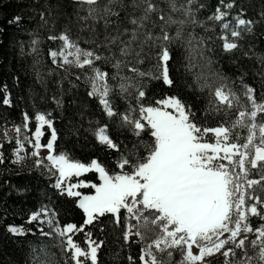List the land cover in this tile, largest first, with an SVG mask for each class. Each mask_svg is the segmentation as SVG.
<instances>
[{"label": "trees", "instance_id": "trees-1", "mask_svg": "<svg viewBox=\"0 0 264 264\" xmlns=\"http://www.w3.org/2000/svg\"><path fill=\"white\" fill-rule=\"evenodd\" d=\"M167 18L169 15L176 21L187 20L183 25L171 24L167 31L171 36L176 35L177 29L182 28V38L175 41L171 47L173 59L169 62V74L174 85L168 87L162 80L147 77H135L129 67H137L139 71L156 72V61L145 60L136 64L132 57L127 66L119 71L120 76L133 77L134 82L143 84L146 97L145 105H156V101L169 96H178L185 104L191 105L194 122L201 128H215L220 125L231 127L238 118V112L244 109L251 111V103L244 94L243 84L255 88L257 103H264V79L259 75L264 72V0H224V3L233 2L234 7L229 9L231 27L224 30L221 21L210 19L217 7H222L221 0H175L177 11H172L168 0H153ZM108 0H98V11L103 14V8ZM128 5L130 0H124ZM87 4H79L76 0H0V264H74L69 260L61 247V243L53 240L46 222L42 216L39 221H30L32 213L47 207L55 214L56 220L62 227L66 224H84L85 215L79 207L78 198L68 196L55 187L54 178L39 167L27 168L15 160L14 151L17 148V135L14 130L25 124L24 114L28 116L27 132L32 133L37 127V114H48L52 120V127H42V141L46 142L52 130L55 129L56 140L53 144V153H67L74 161L89 164L92 160L100 163L109 175L122 171H131L130 168L121 170L118 167L122 155L128 156L135 162L137 157L147 155L145 146L153 143L150 131L145 129L139 137L135 136L130 128L120 126V117H108L103 111L98 99L88 96L90 90L86 77L91 75V69L83 70L75 66H60L53 63L49 55L50 50H56L61 40H50V36H60L67 33L73 41L78 42L83 49H94L99 46V54L110 56L112 53L119 56V46L114 45L111 51L104 46L105 37L116 34L119 26L131 30L133 25L128 21L133 15L139 16L142 10H133L127 7L119 11V19L112 16V23L105 26L104 19L93 20L88 17ZM190 8L197 23L185 16L183 9ZM223 10V8H222ZM159 14H153L152 20L157 25L162 22ZM15 16L22 18L21 23H10ZM43 17V18H42ZM107 19V17H105ZM237 18L252 21L250 31L244 30L239 39L231 37L235 29ZM148 28L154 35L160 34V28ZM191 37L203 39V55L198 56L196 67L187 69V51L185 42ZM227 42L238 43V48L225 51ZM123 39L129 37L125 35ZM38 40L36 51L32 50V41ZM147 51V49H146ZM159 49H153V52ZM114 62V61H112ZM112 62L104 60L96 62V67L109 73V77L117 70ZM39 74V75H38ZM200 76L197 81L196 77ZM79 77V79H77ZM207 82L211 88H201ZM110 84H118L109 78ZM221 84L226 85L225 91L231 90L237 99H233V107L220 105L214 96V91ZM6 86V90H5ZM135 91H133V97ZM10 99V105L3 103L4 98ZM53 97L62 100L58 107ZM116 110L124 113L127 108H136L133 98L113 97ZM220 110L217 111L216 107ZM134 116L139 118L137 113ZM264 122V114H258L257 123ZM107 125V135L118 148H109L101 144L96 136L100 127ZM10 133V137L7 134ZM258 134V133H257ZM239 135L240 139L235 140ZM248 135L246 128L233 129V142L244 143ZM259 135V134H258ZM214 134L209 133L204 142H213ZM255 170L249 174V179H258ZM73 180H83L99 184L100 180L95 170L84 173ZM83 194H91L92 187H79ZM256 191L264 197V190L259 187ZM126 213L121 210L120 223L116 217L106 213L99 216L92 225H85L84 232L73 234V239L87 246L86 233H92L91 239L103 241L98 251V264H141L139 256L145 247V241L138 238L124 239L127 221ZM258 218L251 217L255 226ZM134 223V222H132ZM9 226L23 227L24 235H15L8 231ZM42 251L44 252L42 254ZM179 251L173 252L171 260H163L164 264H173ZM90 264V262H89ZM208 264H219V257L212 258Z\"/></svg>", "mask_w": 264, "mask_h": 264}, {"label": "snow or ice", "instance_id": "snow-or-ice-1", "mask_svg": "<svg viewBox=\"0 0 264 264\" xmlns=\"http://www.w3.org/2000/svg\"><path fill=\"white\" fill-rule=\"evenodd\" d=\"M77 3L89 5L88 17L93 20L104 19L107 27L112 23L111 17L119 19V11H113L114 7L125 10L131 7L134 11L142 10L139 16L133 15L128 21L133 28H124L121 32L119 26L116 34L105 37L104 46L111 51L114 45L119 46V56L115 53L110 56L99 54V46L94 49H83L78 42L73 41L67 33L60 36H50L48 39L62 41V47L57 50H50L49 55L52 62L57 63L58 59L63 64L74 65L83 70L85 67L91 69V75L86 77L89 84L88 96L98 99L103 111L108 117H120V126L130 128L137 137L145 129L150 131L153 143L145 146L147 153L144 157H137L135 162L131 155H122L118 167L124 170L126 167L131 171H122L115 175H109L106 169L95 159L89 164L74 161L67 153L53 155V144L56 140L55 129L52 130L51 139L46 145L40 144V137L43 134L41 129L44 125L52 127L50 113L37 114L35 119L38 122L33 133L34 141L25 137L33 144L35 151L32 155H39V149L46 147L49 150L47 160L59 171V178L55 187L66 192L68 196L80 197L81 193L74 191L79 187L95 188L94 195L83 196L80 199L79 207L86 214L83 225L66 224L60 226L55 214L47 207L34 212L30 221H39L42 216L47 217L46 222L53 226V231L61 240V247L69 260L74 264H98V251L103 241L91 239L92 233H86L87 246L81 247L73 239V234L84 232L85 225H92L99 216L106 213L116 217V223H120L121 210L127 213V221L124 239L138 238L144 242L149 240L150 234L155 233V238L146 243L141 249L139 260L141 264H164L157 253H166L169 260L173 257L174 251H179L181 260L178 264H207L206 258L220 254L226 258L225 264H230L228 257L235 256L236 250H245V245L250 243L258 247L256 259L259 264H264V223L254 227L250 221L256 217L264 221V197L256 189L264 190V122L257 123L258 114H264V103H257L255 88L243 84L244 94L251 103V111L244 109L238 112L237 120L231 127L220 125L215 128H201L194 122V113L191 105L185 104L178 96H169L163 100L156 101V105H145L143 103L146 92L144 85L134 82L133 77L120 76L119 71L127 66L132 57L136 64H142L145 60H155L156 72L139 71L137 67H129V71L135 77H147L154 80H162L165 85L172 87L174 80L169 74V62L173 59L171 45L182 38V28L177 29L176 35L171 36L167 31L171 24L180 25L187 20H174L170 15L165 18L162 10L153 0H130L126 5L124 0H108L103 8V14L98 11L96 5L98 0H76ZM193 0H188L191 4ZM172 11H177L175 0H168ZM217 7L215 14L210 17L215 21H221V27L228 30L231 27L229 22V9L234 7L233 2L224 3ZM223 8V10H222ZM186 17L191 19L193 24L197 21L192 18L190 8L183 9ZM153 14H159L158 19L162 23L157 25L152 20ZM107 17V19L105 18ZM43 18V17H42ZM22 18L15 16L10 23H21ZM152 21V27L159 26L160 34L154 35L148 28V22ZM253 22L244 18H237L235 29L230 33L231 37L239 39L244 30H251ZM127 35L128 39H123ZM225 51H233L238 48V43L227 42L224 37ZM38 40L32 41V50L36 51ZM187 51V69L196 67V59L203 55V39L197 40L191 37L185 42ZM147 49V51H146ZM153 49L159 51L153 52ZM112 62V67L117 72L109 77V73L96 67L98 61ZM39 75V74H38ZM264 79V72L259 74ZM109 78L119 81L118 84H110ZM79 79V77H77ZM197 81L200 76L196 77ZM201 88H211L207 82L200 85ZM226 85L221 84L214 91L215 98L220 105L226 104L233 107V99H237L235 93L225 91ZM6 90V86H5ZM133 91L135 96L133 97ZM121 98H133L136 108H127L124 113L116 110L113 102L114 96ZM58 107L62 106V100L53 97ZM5 105H10V99L5 97ZM219 111V106L216 107ZM137 113L139 118L133 115ZM24 128L28 127V116L24 114ZM246 128L248 135L244 143L233 142V129ZM18 134L21 129H14ZM108 126L100 127L96 132L98 141L109 148H118L113 140L107 135ZM214 134V142H204L208 134ZM257 133L259 135H257ZM240 139L239 135L235 140ZM259 143H256V140ZM20 144V141H17ZM243 149V150H241ZM23 151V145L16 150L17 159ZM2 162V157H0ZM37 166L42 164L37 160ZM236 169H239L237 172ZM95 170L99 173L102 183L94 184L88 181H80L77 184H69L65 187L64 181L72 176H81ZM255 170L258 179H249V174ZM135 221V223H132ZM8 231L15 235H24L23 227L9 226ZM45 236L51 233H44ZM243 238L238 239L241 233ZM227 234V235H225ZM248 234H253L255 239L249 240ZM231 242L234 247L225 248ZM193 246L198 248V253L193 252ZM244 255L248 264H251L253 257ZM132 264H135L131 256L128 257Z\"/></svg>", "mask_w": 264, "mask_h": 264}, {"label": "rangeland", "instance_id": "rangeland-1", "mask_svg": "<svg viewBox=\"0 0 264 264\" xmlns=\"http://www.w3.org/2000/svg\"><path fill=\"white\" fill-rule=\"evenodd\" d=\"M61 47H62V41H61L60 45L58 46V48L56 50L58 51ZM57 63L58 64H61L62 62L58 59ZM63 66L69 67V66H74V65L63 64ZM41 131H42V129H41ZM34 132H35V130L32 133H28L27 132V129H25L24 126L21 128L20 133L17 135L16 141L19 140L20 141V144L23 145V151H20V153H19V155L21 157H23V159H21V160H18L17 159L16 150L20 147V144L17 143V148L14 151L15 160H16L17 163L22 164V165H24L27 168H30V167H39V168H41L44 172H46L47 174H49V176H51V177L54 178V184L56 185V182H57V180L59 178V171L52 164V161H49V160L46 159V157L49 155V150L46 147H41L39 149V155L38 156L37 155H32V153L35 151V149L33 147V144L29 143L28 140L25 139V137H28L29 139H32L34 141V137H33V133ZM7 136L10 137V133H8ZM41 138H42V135L40 137V144L41 145H46L48 143V141L51 139V137H50L46 142H43ZM256 143H259V140L258 139L256 140ZM241 150H243V149H241ZM52 154L53 155H56L54 153H52ZM37 160H41L42 161V164L40 166H37V163H36ZM236 171L238 172L239 169H236ZM97 175L99 177V180H100L99 184H100V183H102V181L100 179V175H99L98 172H97ZM72 177H77V176H72ZM72 177H70V178H68V179H66L64 181L65 187L67 185H69V184H77L80 181H82V180H73ZM74 191H78V192L81 193V196L78 198V203L80 202V199L83 196H88V195H94L95 194V188H94L93 193H91V194H83L79 188L74 189ZM84 215H85V219H86V214L84 213ZM126 215H127V213H126ZM43 220L46 222L47 217H43ZM132 222L135 223V221H132ZM260 223H264V221H260L258 219L256 221V224H255L254 227L259 226ZM46 224H47V226L49 228L48 231L51 233V235L53 237V240L57 241L58 244H60L61 243V240H60L59 236L53 231V226H49V224L47 222H46ZM225 235H227V234H225ZM243 236H244V233L242 232L241 233V236L238 237V239L243 238ZM248 236H249V240L255 239V236L253 234H248ZM154 238H155V233L150 234L149 240L145 241V243L150 242V240L151 239H154ZM231 247H234V245L231 242H229L225 246V248H231ZM244 251H246L248 257H253V259L251 260V264H259L258 260L256 259L257 255H258L259 249H258V247L252 246L250 243H247L245 245V250L237 249L235 256H230V257L227 258L228 261L230 262V264H248L247 259H246L245 255H244ZM193 252L194 253H198V248L196 246H193ZM43 253L44 252L42 251V254ZM157 256H158V258H162L163 260H166V261L169 260V258L167 257V254L166 253H163V254L157 253ZM215 257H219V264H225L226 258L224 256L220 255V254H216V255H214L212 257L206 258L207 264L209 263V261L212 258H215ZM180 260H181V254L179 252L178 253L177 260L173 264H178V262ZM41 264H46V263H45V261H43V262L41 261Z\"/></svg>", "mask_w": 264, "mask_h": 264}]
</instances>
